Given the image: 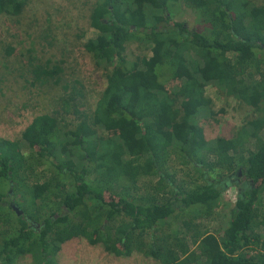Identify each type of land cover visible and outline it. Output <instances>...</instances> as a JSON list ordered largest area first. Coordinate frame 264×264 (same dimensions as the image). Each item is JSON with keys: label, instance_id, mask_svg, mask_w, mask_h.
I'll return each instance as SVG.
<instances>
[{"label": "trees", "instance_id": "16d2710c", "mask_svg": "<svg viewBox=\"0 0 264 264\" xmlns=\"http://www.w3.org/2000/svg\"><path fill=\"white\" fill-rule=\"evenodd\" d=\"M26 2L0 1V13L19 16ZM182 4L201 20L193 30L174 19ZM256 7L255 0H98L88 50L106 68L107 84L90 112L71 57H46L53 41L29 33L25 46L0 42V92L12 68L33 93L62 89L58 108L35 115L28 151L0 138V177L21 194L26 216L42 221L34 230L0 184V264L26 255L33 264H58L62 245L79 238L160 264H264V69L256 70L264 65V6ZM130 43L154 53L140 58V75L126 57ZM180 73L181 85L169 91L166 83ZM208 84L257 113L233 137L210 139L200 125L212 104ZM173 157L199 170L200 181L183 179ZM233 157H246L238 169L248 184L223 216L222 235L205 230L190 251V230L173 224L210 215L227 189L223 177L236 170ZM131 167L138 181L149 180L138 191L124 183ZM57 202L68 211H52Z\"/></svg>", "mask_w": 264, "mask_h": 264}, {"label": "rangeland", "instance_id": "374dc122", "mask_svg": "<svg viewBox=\"0 0 264 264\" xmlns=\"http://www.w3.org/2000/svg\"><path fill=\"white\" fill-rule=\"evenodd\" d=\"M1 2L3 0H0ZM23 11L19 16L10 17L0 13V42L18 43L19 45H28L32 41L29 33L35 41L39 36L45 35L48 41H53L54 46L47 45L49 49L46 57H62L65 54L69 57V71L77 74L85 86L87 99L85 106L87 111H91L107 84V70L104 66L96 64L89 46L91 40L96 37V30L91 25V13L98 0H26ZM256 9L261 10L264 6V0H255ZM177 21L185 23L189 30H193L201 22L196 13L182 4L178 15L174 18ZM252 33V31H251ZM41 43H38L40 47ZM21 46V47H23ZM142 56L154 57V53L149 46L140 43H130L127 46L126 57L130 64L134 66V73L140 75L141 72L136 68ZM258 68V69H257ZM256 70H263L258 66ZM112 69V68H110ZM10 76L2 84L0 92V138L12 143L15 148H22L23 151L29 150L32 137L30 128L33 124L35 115L44 112H52L58 108V101L61 97V85L44 89L36 94L25 88L20 78H15L17 73L14 69H9ZM263 74V71H261ZM182 73L166 83V88L170 91L173 87L182 83ZM207 95L212 99L211 108L207 115L200 117V125L205 129L208 138L213 139L219 136L233 137L245 120L256 116V111L252 107L241 103L234 97H228L222 94L213 84H208ZM186 105V104H185ZM74 119L73 114L67 115V121ZM75 121V120H74ZM113 134V132L109 133ZM131 145L138 148L142 145V140L131 134ZM246 160V157H233L232 162L238 166ZM171 167L176 168L182 173V178L190 181H200L201 172L191 166L186 159L174 158ZM201 171L205 168L201 165ZM131 167L125 173L124 183L128 184L134 190L138 191L141 182L138 181L136 169ZM185 175V177L183 176ZM215 174H206L208 179H213ZM211 181V180H210ZM0 184L6 192L9 191V185L0 177ZM9 201L18 203L21 201V194H17ZM11 196V195H10ZM113 199L114 195H107ZM236 189L234 187L224 191L220 203L211 209L207 217H188L185 222L173 224L174 229L179 226L187 227L190 232L187 242L188 249H196L197 244L193 239L203 235L205 230L222 235L224 226L227 222L223 218L230 213L236 201ZM13 198V200H12ZM63 203H55L52 211L63 209ZM35 223H41L38 216H32ZM168 229L167 225H164ZM189 251V250H188ZM187 251V252H188ZM252 251H250V254ZM58 264H160L153 257H149L140 252H135L131 256H116L107 252L102 244H92L85 238H79L68 241L62 245L57 255ZM18 264H33L31 255H26L18 261Z\"/></svg>", "mask_w": 264, "mask_h": 264}, {"label": "flooded vegetation", "instance_id": "af4514ba", "mask_svg": "<svg viewBox=\"0 0 264 264\" xmlns=\"http://www.w3.org/2000/svg\"><path fill=\"white\" fill-rule=\"evenodd\" d=\"M222 180L224 182V184H223L224 187H227L226 190H228L229 188H232V187H234L236 189L237 196L242 192L244 187H246V185L248 184V182L244 179V176H243L241 168L237 169L236 172H230L229 174L225 175ZM250 183L253 185L252 181H250ZM7 195H8V197L6 199H7V201H9L8 199L9 198L11 199V197H13L15 195V191L11 188L7 192ZM12 200H13V198H12ZM236 200H237V197H236ZM4 203L8 204L7 202H4ZM10 205L13 207V209H15V211H16V213H18V215H20L21 217H23V218L28 220L30 226L33 227L34 230H36L38 232L41 230L42 221H41V223H35L33 221L32 217L26 216L27 214L20 208L18 203L15 204V203H13V201H10ZM63 208H64V210L60 209V211H58L56 214H60V213L62 214L64 212L68 211L67 206L64 205Z\"/></svg>", "mask_w": 264, "mask_h": 264}]
</instances>
